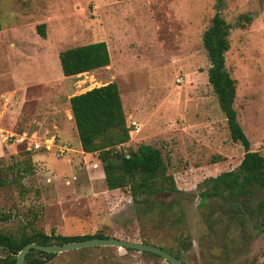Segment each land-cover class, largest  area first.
<instances>
[{
    "label": "rangeland",
    "instance_id": "1",
    "mask_svg": "<svg viewBox=\"0 0 264 264\" xmlns=\"http://www.w3.org/2000/svg\"><path fill=\"white\" fill-rule=\"evenodd\" d=\"M127 1L0 0V180L7 182L0 186V212L8 216L0 231L100 233L171 250L182 238L185 264H261L264 225L255 210L264 185L236 203L200 195L210 178L236 172L243 154L207 83L201 36L215 1ZM219 16L229 26L223 58L235 80L237 122L249 151L264 156V0H224ZM40 24L43 38L35 29ZM93 42L105 43L108 66L63 77L57 54ZM109 83L117 87L129 136L117 150L157 149L175 193L132 201L126 191H108L96 155L80 151L68 98ZM24 152L31 163L25 175ZM45 264L167 263L90 247Z\"/></svg>",
    "mask_w": 264,
    "mask_h": 264
},
{
    "label": "trees",
    "instance_id": "2",
    "mask_svg": "<svg viewBox=\"0 0 264 264\" xmlns=\"http://www.w3.org/2000/svg\"><path fill=\"white\" fill-rule=\"evenodd\" d=\"M214 1L215 13L201 37L202 47L208 59L207 83L216 99L217 107L224 117L230 141L240 145L243 154L236 172H223L215 178H210L209 188L200 195L201 200L226 196L228 200L236 203L249 196L253 187L264 185V156L249 151V142L237 122L236 112L233 109L235 80L224 69L223 58L224 52L228 49L226 35L229 26L219 16L224 0ZM238 19L244 20L245 24L250 22V17L246 15H241ZM35 29L37 34L43 38L44 25H37ZM57 59L61 75L65 78L102 69L109 63L104 42H93L62 50L57 54ZM68 105L79 149L84 154L96 155L106 190L126 191L132 201L139 197L147 201L149 196L177 191L172 177L166 172V167L157 149L140 145L135 151L127 153L117 150L128 142L129 136L119 94L114 83L94 87L82 94L70 96ZM24 153L26 158L21 161V172L25 175L31 173V163L29 152ZM12 181L15 179L10 180L9 183ZM5 183L7 182L2 178L0 186ZM255 217L260 219V223L264 225V199L257 203ZM7 219L8 216L0 212V222ZM93 238L108 237L100 233L94 234L91 238L63 237L55 234L54 228H51L48 234L37 229L18 234L0 231V252L2 253L0 264H14L18 251L28 243L41 246L62 245ZM187 249L188 244L181 238L178 239L175 250L170 248L163 250L185 264L183 254ZM140 253L158 258L153 254ZM55 255L31 249L25 254L23 264H45Z\"/></svg>",
    "mask_w": 264,
    "mask_h": 264
},
{
    "label": "water",
    "instance_id": "3",
    "mask_svg": "<svg viewBox=\"0 0 264 264\" xmlns=\"http://www.w3.org/2000/svg\"><path fill=\"white\" fill-rule=\"evenodd\" d=\"M93 248V247H117L121 249H128L133 250L137 252H144L153 254L155 256H158L162 260H164L167 264H182L178 259H176L174 256L166 252L165 250L152 246L149 244H143L139 242H128L123 240H118L112 237L108 238H93L88 240H82L79 242H71V243H65L62 245H46L41 246L38 244L28 243L25 244L16 254L14 264H23V260L25 257V254L33 249L37 250L43 253L48 254H59L71 250L81 249V248ZM261 264H264V258L261 262Z\"/></svg>",
    "mask_w": 264,
    "mask_h": 264
},
{
    "label": "built area",
    "instance_id": "4",
    "mask_svg": "<svg viewBox=\"0 0 264 264\" xmlns=\"http://www.w3.org/2000/svg\"><path fill=\"white\" fill-rule=\"evenodd\" d=\"M131 125L135 126V124H133V123ZM62 148L65 150L64 147H62ZM62 148H60L61 150L59 149L60 153L63 151Z\"/></svg>",
    "mask_w": 264,
    "mask_h": 264
},
{
    "label": "crops",
    "instance_id": "5",
    "mask_svg": "<svg viewBox=\"0 0 264 264\" xmlns=\"http://www.w3.org/2000/svg\"><path fill=\"white\" fill-rule=\"evenodd\" d=\"M126 1V0H125ZM120 2H122V1H120ZM127 2H129V0L127 1ZM202 37V36H201ZM107 48V47H106ZM108 49V48H107ZM108 52V51H107ZM70 120H71V117H70ZM71 124L73 125V123H72V120H71ZM74 129V128H73ZM74 132H75V130H73Z\"/></svg>",
    "mask_w": 264,
    "mask_h": 264
},
{
    "label": "flooded vegetation",
    "instance_id": "6",
    "mask_svg": "<svg viewBox=\"0 0 264 264\" xmlns=\"http://www.w3.org/2000/svg\"><path fill=\"white\" fill-rule=\"evenodd\" d=\"M182 263V262H181Z\"/></svg>",
    "mask_w": 264,
    "mask_h": 264
}]
</instances>
